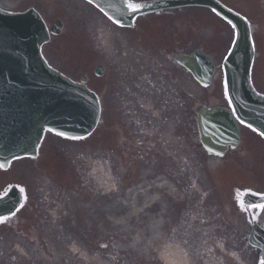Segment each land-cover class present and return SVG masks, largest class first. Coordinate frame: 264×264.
Instances as JSON below:
<instances>
[{"label": "rangeland", "instance_id": "obj_1", "mask_svg": "<svg viewBox=\"0 0 264 264\" xmlns=\"http://www.w3.org/2000/svg\"><path fill=\"white\" fill-rule=\"evenodd\" d=\"M15 1L17 0H9V2ZM20 1L22 6L34 4V0ZM71 19L76 33L69 41L74 30L69 29L68 43L61 48V51H57V55L63 63H57V65L61 68L71 65L73 62L71 56L77 46L81 48V52L91 48L95 52L103 54V57L111 65L113 75L118 74L128 79L117 102H114V97L110 101L111 108H116L118 113L104 115L102 130L90 141L77 143L49 136L47 146L51 147L50 156L35 162L19 161L14 165L12 171L14 174H19L18 181L22 185L28 186L29 182L38 197L42 199L41 203L46 202L47 209H51V212L55 214L53 201L48 196L53 194L56 188L38 173L47 170L53 175L60 176L57 180L61 182L60 185L57 182L58 200H60V192L64 193V197L70 198L69 195H73L71 202L75 203V206L70 202L68 204L67 201H60L63 208H59L57 203V226H54V222H52L51 225L48 224L41 228L39 238L47 246L46 264H104L105 262L120 264L121 258L118 251L115 250L120 247L119 242L112 239L104 242L94 240L91 224L86 218V212H83L90 207L86 204L90 202L88 198L91 199L89 196L92 192L103 191L105 195L112 193L115 180L112 178L113 175H116L115 177L120 181L118 183L119 193L121 182H124L126 187L133 186L134 190L147 187L143 177L149 171L155 176L157 173L156 177H158L149 179L150 186L159 178H167L174 182L175 189L183 194L184 203H187L180 206L177 212L173 210L163 214L164 218L167 216L170 220L169 226L175 223L177 214L181 216V213L190 212L196 208L195 204H192L195 203L193 199L200 198L199 205L208 209L216 208L217 200L213 195L200 153L192 143L188 146L185 141L176 136L174 124L183 121L181 110L176 105L169 109V100L163 99L161 96H157L156 107L150 105V87L147 82L141 84V88L143 85L148 88L143 99L146 106L142 112L145 113L142 114L137 107L140 102L139 93L142 92L141 89H138L140 77L147 75L149 79L153 78L149 73L148 63H145L148 57L142 51L147 48L143 46L141 50L137 48L139 51H133L131 49L134 46L133 41L128 43L127 39L116 35L115 32L120 34L118 30L113 26L106 27L100 18L94 17L93 14L90 15L87 23L82 16L79 20L74 17ZM87 24L90 25L85 27ZM78 55L76 49V57ZM83 55L81 54L80 58H83ZM182 82L185 80L183 79ZM187 89L190 98L189 133L192 134L193 108L198 102L202 104L208 103V101L200 92V87L191 78L187 82ZM143 94L144 92H142ZM220 101L223 102V99ZM169 117L172 118L173 125ZM148 128H151V132L148 139H145L149 131ZM105 129H109L108 134L103 132ZM121 139L122 141H119ZM149 142L151 143L149 144ZM159 152L167 155L166 159ZM65 173L69 175L67 178L64 177ZM70 176H74L75 179H71ZM0 177L7 178L6 173H1ZM2 182H7V179H2ZM81 188L85 191L84 193L87 192L89 195H84L80 197L83 200H78L79 194L83 192ZM71 191L74 194H69ZM133 195L138 198L140 205L145 203L144 195H138L137 191ZM45 196L46 199H43ZM131 198L132 195L126 202ZM166 203L171 207L169 203L173 202L168 200ZM208 209H206V213ZM66 215H68L67 218H65ZM202 216L199 213L198 217ZM117 228L118 225L112 226L111 231L116 233ZM105 229H109V226ZM103 235L105 236V234ZM11 241L8 243L7 240L0 238V250L7 249L9 264H31L32 257L27 254L26 249L29 251H34V249L24 241L23 236L14 234ZM103 244L107 247H102ZM39 258H43V255H39ZM36 260L40 262V259Z\"/></svg>", "mask_w": 264, "mask_h": 264}, {"label": "water", "instance_id": "obj_2", "mask_svg": "<svg viewBox=\"0 0 264 264\" xmlns=\"http://www.w3.org/2000/svg\"><path fill=\"white\" fill-rule=\"evenodd\" d=\"M96 3L104 4L109 15L119 16V0H96ZM184 3L201 4L202 1L161 2L147 5L142 11ZM107 5L112 7L108 8ZM227 16L232 18L229 14ZM47 39L42 21L32 12L10 15L0 11V49L6 50L0 52V164L4 168L16 157L36 155L46 129L63 132L70 137H86L99 121L100 107L95 95L46 67L39 47ZM12 48L14 51H24L30 65L25 66L18 59L20 56L11 51ZM239 51L238 46L231 63L236 61ZM249 59L248 49L244 72ZM176 60L187 67L201 84L209 85V64L203 56L195 53L191 57ZM31 72L36 76L29 78ZM241 83L247 93L246 103L234 95L233 82L230 79L228 81L236 114L243 121L264 131V98L246 89V77ZM234 124L236 121L226 110L201 111L198 125L202 143L210 154L223 156L229 145L236 146L238 133ZM18 200L21 203L22 199L13 190L5 201H0V216L15 211L19 207Z\"/></svg>", "mask_w": 264, "mask_h": 264}, {"label": "flooded vegetation", "instance_id": "obj_3", "mask_svg": "<svg viewBox=\"0 0 264 264\" xmlns=\"http://www.w3.org/2000/svg\"><path fill=\"white\" fill-rule=\"evenodd\" d=\"M248 2H243V1H239V0H224V2L230 6L233 9H237L235 7V5L239 8V10L237 9L236 11L240 12L241 14L251 18L252 20V26H253V34L256 36V33L259 35H262L263 40H264V0H247ZM229 3V4H228ZM52 23L49 22L48 25L54 29L57 30V11L54 13V15L52 16ZM61 34H63L64 32V26L65 23L61 21ZM57 38V37H56ZM57 45L53 47H48L46 49V55L47 57H49L51 59V62L53 63V65L57 68ZM100 67L104 68L103 69V75L101 77L97 76V72L98 70H100ZM80 71V75L79 78L81 79L84 75L88 77L89 85H92L93 88L98 89L99 85H100V81L97 79H104L107 76V69L104 65H98L95 64L93 65V62H91L89 65H85L83 66L81 69H79ZM261 82L264 83V70L262 71L261 75ZM107 82L109 84V87L111 89L114 88V79L112 75H109L107 77ZM105 86V85H104ZM110 92V91H109ZM106 95L108 94V91H106L105 93ZM56 204H57V198H56ZM43 221L41 219H39V223H42ZM3 256V253H2ZM248 257L244 258V260H247ZM251 262L252 258L249 259Z\"/></svg>", "mask_w": 264, "mask_h": 264}, {"label": "snow or ice", "instance_id": "obj_4", "mask_svg": "<svg viewBox=\"0 0 264 264\" xmlns=\"http://www.w3.org/2000/svg\"><path fill=\"white\" fill-rule=\"evenodd\" d=\"M88 3L92 6H94L96 9H98V11L100 13L103 14L104 17H106L109 21H111L112 24L117 25L120 28L125 27V19L130 18L132 16H134L135 14L141 12L144 7L146 6L144 3L140 2V0H119V16H113V15H109V12L106 11V6L102 3H96V0H88ZM108 8H111L112 5H107ZM213 11L215 12V9H213ZM217 15H219V13H217ZM237 15H240L239 12L237 13ZM228 24L231 25L232 28H235L236 25L233 24V22L231 20H228ZM224 90H225V95H228V82L227 80L224 81ZM228 103L231 104L232 103V98L230 95H228ZM233 112H235V108L232 109ZM237 119L239 120V122L241 124H244L245 122L240 119L239 117H237ZM247 127L252 128L251 124H248ZM252 130L255 132L257 131V129L252 128ZM49 131H52L51 129H49ZM56 135L64 137L65 139H70V140H79V139H84V137H70V136H66L65 133L63 132H57ZM259 135L261 137H264V131L259 132ZM17 159H20V157H16ZM4 165L0 164V168H3ZM18 187V192L20 195V198L23 199L25 201V203L27 202V195H26V189L23 187ZM8 193L5 192V196H7ZM3 197H0V199H2ZM19 207H17L15 209V211H13L11 213V216H15L17 212L20 211V209L25 207L24 203H20L19 200L17 201ZM249 209H259L261 214H264V203H249L247 205V207L243 208L244 211H248ZM11 217L10 216H0V225H5L7 224V222L9 221ZM102 247H107V245H102ZM259 264H264V259H260L259 260Z\"/></svg>", "mask_w": 264, "mask_h": 264}, {"label": "bare ground", "instance_id": "obj_5", "mask_svg": "<svg viewBox=\"0 0 264 264\" xmlns=\"http://www.w3.org/2000/svg\"><path fill=\"white\" fill-rule=\"evenodd\" d=\"M154 176L155 175L151 171L144 174V178H145L144 181L145 184H147V187L150 186L148 183L149 179H152ZM138 195L145 196L144 202L148 205L149 208H152L151 206L152 203L154 204L161 203L162 204L161 207L163 211L166 209V206L163 204L167 201V199H169L170 196L172 197V199L175 200V202H177V200H180V197H178L176 190L173 189L172 182L167 178H159L155 180L154 184H152V186H150L149 188L141 187V189L138 191ZM138 202H139L138 198L132 195L130 201L128 200L126 202V205H128L131 208H137L139 205ZM158 224H161V218L159 217L156 225ZM156 236H158L157 233Z\"/></svg>", "mask_w": 264, "mask_h": 264}]
</instances>
